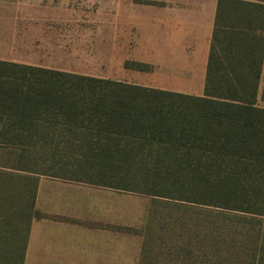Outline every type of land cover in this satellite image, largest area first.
Masks as SVG:
<instances>
[{
  "label": "trees",
  "instance_id": "trees-1",
  "mask_svg": "<svg viewBox=\"0 0 264 264\" xmlns=\"http://www.w3.org/2000/svg\"><path fill=\"white\" fill-rule=\"evenodd\" d=\"M262 30L264 0H219L202 95L0 61V264H23L46 165L264 219Z\"/></svg>",
  "mask_w": 264,
  "mask_h": 264
},
{
  "label": "crops",
  "instance_id": "crops-1",
  "mask_svg": "<svg viewBox=\"0 0 264 264\" xmlns=\"http://www.w3.org/2000/svg\"><path fill=\"white\" fill-rule=\"evenodd\" d=\"M218 2L0 0V61L202 95ZM34 211L23 264L134 261L112 187L40 176Z\"/></svg>",
  "mask_w": 264,
  "mask_h": 264
},
{
  "label": "rangeland",
  "instance_id": "rangeland-1",
  "mask_svg": "<svg viewBox=\"0 0 264 264\" xmlns=\"http://www.w3.org/2000/svg\"><path fill=\"white\" fill-rule=\"evenodd\" d=\"M59 168L46 165L41 176L71 174ZM112 189L127 197L126 229L137 239L132 264H264V219Z\"/></svg>",
  "mask_w": 264,
  "mask_h": 264
}]
</instances>
